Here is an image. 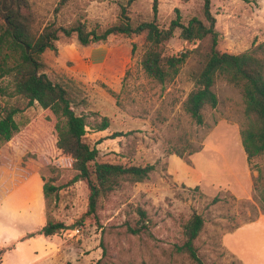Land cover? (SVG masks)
I'll return each instance as SVG.
<instances>
[{"label":"rangeland","instance_id":"obj_1","mask_svg":"<svg viewBox=\"0 0 264 264\" xmlns=\"http://www.w3.org/2000/svg\"><path fill=\"white\" fill-rule=\"evenodd\" d=\"M15 1L0 0V8ZM26 1L38 32L48 25L68 27L77 19L86 22L88 30H105L119 23L122 6H127L135 26L153 19L154 0H136L130 6L129 0H68L64 5L62 0ZM158 3V24L163 29H168L176 18V9L184 24L193 17L208 24L203 0ZM211 11L217 19L221 52H250L264 59V0H212ZM3 23L0 12V24ZM145 36H111L104 43L84 47L76 37L67 38L60 33L57 51L48 50L43 55L44 72L54 84L69 90L76 113L87 117L85 141L99 150L97 162L127 167L156 164V171L148 181L125 185L103 196L96 214L84 217L88 187L84 182L71 183L77 172L71 167L72 160L56 150V138L47 136L43 143L34 145L16 135L5 146L6 151L0 152V200L34 175L54 181L60 191L56 199L45 200L42 223L51 219L68 226L51 238V255L35 264H97L100 260L101 264H196L185 253L177 252V247L185 242L183 227L194 214L205 219V228L195 241L203 263L242 264L225 250L222 238L261 213L259 207H252L253 196L261 199L264 206V157L249 164L241 140L243 94L226 78L219 77L215 85L219 105L216 109L207 108L205 124L197 125L183 104L208 61L211 36L187 42L179 29L175 31L164 44L163 53L187 54L188 58L179 75L166 85L153 82L142 70ZM12 92L10 79H0V107L23 110L16 116L23 129L44 111L38 103L27 107V101L12 97ZM104 117L110 126L99 132L95 128ZM118 132L124 136L113 139L112 135ZM201 145L202 151L190 157L189 166L194 162L203 180L202 187L195 189L176 181L168 165L175 155L171 148L187 154ZM29 152H38L44 163L38 173L17 166V160ZM215 197L219 202L213 204ZM139 210L146 212V225L141 233L133 234L129 229L141 226ZM262 223L243 238L248 242L264 241V220ZM22 229L25 228L15 230ZM15 245L0 256L1 264L4 260L5 264L13 262L7 253ZM30 249L22 246L23 259L28 260ZM36 252L40 254V250ZM250 257L253 264L264 262L255 248Z\"/></svg>","mask_w":264,"mask_h":264},{"label":"trees","instance_id":"obj_2","mask_svg":"<svg viewBox=\"0 0 264 264\" xmlns=\"http://www.w3.org/2000/svg\"><path fill=\"white\" fill-rule=\"evenodd\" d=\"M136 0H129L128 6ZM204 1V16L208 24L198 17H193L187 24L182 22L181 12L176 9V18L168 29L158 24L159 3L154 0L153 19L133 25L128 15L127 6L121 7L119 23L105 29L88 30L86 22L77 19L71 26H46L41 32L34 29L32 14L26 0H16L0 8L4 23L0 24V79L9 78L13 92L12 97L27 101V107L38 103L43 114L31 125L21 129L16 116L21 113L18 107H0V152L12 143L16 135L27 138L34 145H40L47 136L56 138L55 148L64 156L72 160L71 167L77 174L71 183L84 182L89 190L88 209L84 217L96 214L101 198L125 185H133L148 181L156 171V164L147 166H123L119 164L98 163L99 150L92 148L85 141L88 127L87 117L79 115L74 109L72 96L67 88L54 84L44 72L43 55L46 51H57L56 42L60 33L67 38L76 37L78 42L88 47L96 43H104L111 36L142 35L145 34L144 52L140 65L145 75L159 85H166L173 81L186 63L188 55H165L163 46L177 29L181 31V38L187 42L203 40L211 36V53L206 65L195 80L194 88L189 93L183 108L197 125H204V111L207 108L216 109L219 99L215 92V85L219 77H224L229 83L239 88L245 101L243 120L240 122L241 140L249 164L264 157V59L253 53L241 54L224 53L218 49L220 34L216 30L217 19L212 14V0ZM68 0H62L64 5ZM264 45V44H263ZM116 96L114 92H111ZM110 121L104 117L95 129L99 132L109 128ZM124 136L122 132L114 133L112 138ZM192 147V146H191ZM10 149V152L12 149ZM203 146L191 149L187 154L171 148V154L192 165L190 157L201 152ZM1 154V153H0ZM16 157L14 156L13 160ZM44 163L38 152H29L17 160V166L32 174L38 173ZM44 180L43 194L46 201L56 199L60 188L54 181ZM256 181V177L253 176ZM20 183L17 184V186ZM195 189H198L196 187ZM264 200V196L262 197ZM219 202L215 197L213 204ZM253 208L259 207L261 213L250 217L243 223L255 222L260 214H264L261 199L253 196ZM141 226L130 228L133 234H139L145 227L147 215L139 210ZM239 227V226H238ZM236 227V228H238ZM68 226L57 220H46L36 231L22 236L19 242H25L39 237L58 236L67 230ZM205 228V219L194 214L184 225L185 242L177 247V252L185 253L196 264H204L198 255L195 241ZM234 228L232 231H234ZM230 231V232H232ZM13 247L12 249H14ZM103 253L106 249L101 245ZM7 251L0 250V256ZM1 264V263H0ZM101 264V260L97 263Z\"/></svg>","mask_w":264,"mask_h":264},{"label":"crops","instance_id":"obj_3","mask_svg":"<svg viewBox=\"0 0 264 264\" xmlns=\"http://www.w3.org/2000/svg\"><path fill=\"white\" fill-rule=\"evenodd\" d=\"M168 167L176 181L191 188L202 187V175L196 169L194 162L193 166H189L173 155L169 160ZM43 187V179L34 175L15 190L5 194L0 200V249L16 244L15 248L7 253V255H12L14 259L11 264H35V262L47 259L51 255V247L54 246L51 240L52 237H39L19 242L22 236L39 229L43 225L41 212L45 203ZM263 220L264 214L260 215L255 222L242 224L234 231L223 236V247L240 263L253 264L250 256L254 253V248L256 254H261L264 257V241H260L259 244L257 241L250 240V243L256 244L253 246L248 242V239L243 238L253 228L262 226ZM16 228L25 229L16 231ZM32 245L35 247H32ZM22 246L23 248L31 247L32 249L29 251L28 260L21 257ZM37 250H40L39 255L36 252ZM5 262L4 260L3 264Z\"/></svg>","mask_w":264,"mask_h":264}]
</instances>
